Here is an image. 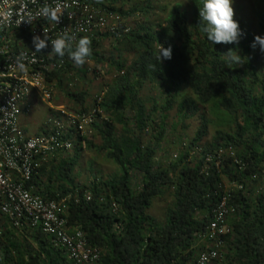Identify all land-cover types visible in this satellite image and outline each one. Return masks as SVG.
Masks as SVG:
<instances>
[{
  "label": "trees",
  "instance_id": "trees-1",
  "mask_svg": "<svg viewBox=\"0 0 264 264\" xmlns=\"http://www.w3.org/2000/svg\"><path fill=\"white\" fill-rule=\"evenodd\" d=\"M214 1L192 0L191 10L178 4L162 22H145L122 36L104 34L83 49L59 53L77 77L87 75V60L105 63L116 72L102 102L107 117H99L92 129L101 140L99 150L119 167L120 175L81 188L71 180L76 161L62 159L43 167L31 181L46 200L68 197L64 217L69 230L83 232L89 246L101 252L99 264H197V237L221 201L224 180L244 185V190L233 191L230 202L237 213L229 221L233 233L227 240V260L264 264V187L256 191L258 183L264 184V60L249 30L238 27L230 39L211 30L208 17ZM259 1L258 26L264 35V0ZM131 2L106 0L102 8L121 15L125 23V18L140 12L146 17L153 9L149 4L125 10V3ZM105 38L114 40L118 57L99 54ZM120 49L130 53L131 60ZM55 77L61 81L62 76ZM147 83L160 92L161 105L153 100L147 106L142 96ZM68 95L86 107V92ZM214 100H220V108L232 118V130L219 132L205 151L232 147L241 165L225 157L219 167L212 164L205 172L204 158L190 157L207 136L206 121L188 150L163 164L157 155L169 113L176 109L180 121L186 122ZM150 131L149 144L144 145ZM78 147L84 148L80 141ZM134 173L142 178L138 191L132 187ZM85 191L92 194L91 201L84 199ZM166 194L172 195L173 204L163 223L149 210ZM0 264L75 263L40 230L13 228L1 218Z\"/></svg>",
  "mask_w": 264,
  "mask_h": 264
},
{
  "label": "built area",
  "instance_id": "built-area-1",
  "mask_svg": "<svg viewBox=\"0 0 264 264\" xmlns=\"http://www.w3.org/2000/svg\"><path fill=\"white\" fill-rule=\"evenodd\" d=\"M105 2L0 0V219L13 228L27 225L40 230L75 264H99L101 252L89 246L83 232H70L64 217L68 197L46 200L36 193L31 181L43 167L70 156L78 141L85 148L94 134L93 125L103 117L107 87L83 108L53 106L51 101L55 76L74 73L68 70V61L59 57L60 52L83 49L91 39L104 34L113 37L129 32L121 15L102 8ZM91 72L100 79L103 70ZM34 93L53 111L36 136L29 135L22 125L23 116L33 111ZM197 156L204 158L205 172L212 164L219 167L225 157L241 165L232 147L205 151L197 146L190 157ZM222 187L221 201L197 237L203 244L197 264H229L227 240L233 233L229 221L237 213L230 202L233 191L244 190V185L224 180ZM84 199L91 201L92 194L85 191Z\"/></svg>",
  "mask_w": 264,
  "mask_h": 264
},
{
  "label": "rangeland",
  "instance_id": "rangeland-1",
  "mask_svg": "<svg viewBox=\"0 0 264 264\" xmlns=\"http://www.w3.org/2000/svg\"><path fill=\"white\" fill-rule=\"evenodd\" d=\"M149 4L153 8L149 11V16L144 17L143 13L140 12L129 18H125L129 28H136L148 21L152 24L162 22L170 16L173 7L178 4L184 10H191L193 8L192 0H132L131 3H125L124 9L127 11L131 7H136L138 10L139 8L145 9ZM117 7L120 8L119 5ZM261 9L259 0H215L209 12L208 24L213 32L223 35L225 39H230L238 27L249 30L256 42L258 56L261 60H264V35L258 26V13ZM120 50L126 58L131 60L132 55L130 53L125 52V49ZM98 51L101 56L106 58H110L111 55L114 57L120 55V52L116 51L114 40L111 38L101 40ZM85 64L84 67L89 70L86 76L77 77L75 73H70L66 76L64 75L61 81L53 80V98L51 101L53 106H66L72 110L79 109L81 104H77L68 94L80 92H86V104L90 106L94 96L111 84L116 72L105 63L100 64L87 60ZM100 69L103 70V73L100 79H97L91 71ZM185 95L191 96L190 91L186 90ZM142 96L149 108L152 106L153 100L158 101L160 105L163 103V97L160 95V92L153 89L148 83L142 92ZM32 106V113L23 116L26 120H23L22 125L29 135L36 136L42 131L46 124V119L53 111L35 93L32 96ZM105 117L107 116L103 114L102 118ZM159 120L160 114H157L155 121L159 122ZM205 121L208 126L207 136L198 145L203 150L215 141L219 132L230 133L232 130V118L220 108V100L210 102L204 106V109L200 108V113H197L186 122L180 121L176 109L170 112L167 120V132L159 146L158 159L164 164L173 162L176 160L175 156L179 157L181 154H184L188 150L189 143L196 137L198 130L203 126L202 124ZM174 123H177L176 129L173 128ZM121 129L120 126L117 127L118 136L121 134ZM152 133L150 131L148 135H145L143 138L144 145L149 144ZM100 145L101 140L94 132L89 138L86 148L80 150L78 147L66 158L68 162L76 161L71 167L73 169L71 180H73L75 185L87 188L95 182H100L101 180L107 181L120 175L119 167L105 152L103 153L99 150ZM141 180L140 174H133L132 187L137 191L139 190L138 186ZM262 182L258 183L256 191H259ZM172 204V195L166 194L161 199H156L153 202L149 213L164 223L167 218V210ZM196 249L195 259L203 251V244L199 243L198 245L197 243Z\"/></svg>",
  "mask_w": 264,
  "mask_h": 264
},
{
  "label": "crops",
  "instance_id": "crops-1",
  "mask_svg": "<svg viewBox=\"0 0 264 264\" xmlns=\"http://www.w3.org/2000/svg\"><path fill=\"white\" fill-rule=\"evenodd\" d=\"M24 118H25V117H24ZM24 118L22 119V122H23V120H26V119H24ZM26 123H27V121H26Z\"/></svg>",
  "mask_w": 264,
  "mask_h": 264
}]
</instances>
